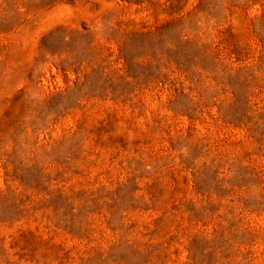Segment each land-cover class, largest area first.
<instances>
[{"label": "rangeland", "instance_id": "rangeland-1", "mask_svg": "<svg viewBox=\"0 0 264 264\" xmlns=\"http://www.w3.org/2000/svg\"><path fill=\"white\" fill-rule=\"evenodd\" d=\"M0 264H264V0H0Z\"/></svg>", "mask_w": 264, "mask_h": 264}]
</instances>
